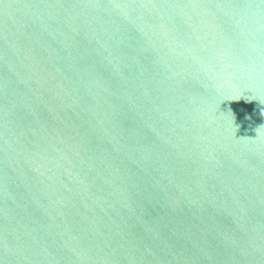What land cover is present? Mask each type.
Returning a JSON list of instances; mask_svg holds the SVG:
<instances>
[{"label": "water", "instance_id": "obj_1", "mask_svg": "<svg viewBox=\"0 0 264 264\" xmlns=\"http://www.w3.org/2000/svg\"><path fill=\"white\" fill-rule=\"evenodd\" d=\"M0 264H264V0H0Z\"/></svg>", "mask_w": 264, "mask_h": 264}]
</instances>
